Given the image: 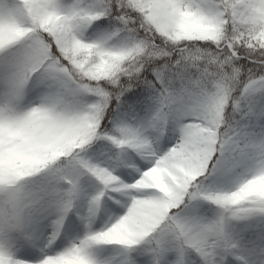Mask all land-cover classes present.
I'll return each instance as SVG.
<instances>
[{"label":"snow or ice","instance_id":"1","mask_svg":"<svg viewBox=\"0 0 264 264\" xmlns=\"http://www.w3.org/2000/svg\"><path fill=\"white\" fill-rule=\"evenodd\" d=\"M0 264H264V0H0Z\"/></svg>","mask_w":264,"mask_h":264}]
</instances>
